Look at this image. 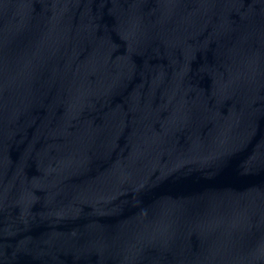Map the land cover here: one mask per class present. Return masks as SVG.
I'll list each match as a JSON object with an SVG mask.
<instances>
[{"label":"water","instance_id":"water-1","mask_svg":"<svg viewBox=\"0 0 264 264\" xmlns=\"http://www.w3.org/2000/svg\"><path fill=\"white\" fill-rule=\"evenodd\" d=\"M0 264H264V0H0Z\"/></svg>","mask_w":264,"mask_h":264}]
</instances>
